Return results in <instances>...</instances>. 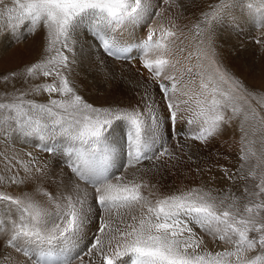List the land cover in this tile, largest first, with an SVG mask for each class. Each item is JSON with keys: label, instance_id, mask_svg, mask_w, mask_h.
I'll return each mask as SVG.
<instances>
[{"label": "snow or ice", "instance_id": "snow-or-ice-1", "mask_svg": "<svg viewBox=\"0 0 264 264\" xmlns=\"http://www.w3.org/2000/svg\"><path fill=\"white\" fill-rule=\"evenodd\" d=\"M187 9L188 0H0L5 38L43 33L25 82L51 78L0 100V138L24 137L55 161L4 154L0 186L22 190L0 191V233L21 264H264V159L253 147H241L240 168L256 163L238 178L258 180L242 206L204 184L162 192L144 179L195 163L193 145L233 121L245 136L250 120L264 129V88L250 89L215 46L222 25L264 27V0H212L191 19ZM85 48L98 66L138 61L135 104L96 106L79 94L72 73Z\"/></svg>", "mask_w": 264, "mask_h": 264}, {"label": "rangeland", "instance_id": "rangeland-1", "mask_svg": "<svg viewBox=\"0 0 264 264\" xmlns=\"http://www.w3.org/2000/svg\"><path fill=\"white\" fill-rule=\"evenodd\" d=\"M189 7L193 9L192 6ZM199 9L200 8L197 7V11H193L191 14H186V16H188L190 19L199 16ZM231 29H230L231 38L235 41L238 40L237 42L245 46L246 43L244 41L243 35L241 34V31L243 29L241 25L240 27L235 26L232 27ZM220 30H221L220 28H217L216 33L219 34ZM27 31L30 30L26 28V32ZM141 35H143V33H141ZM4 38H5L4 34L0 33V40ZM36 38H38V41L36 43L37 51L33 56L31 55L30 51L25 50V46L28 45L26 41L21 42L18 45L19 51L25 56L23 66L16 69L10 68L7 70H2V69L0 70V100H3L6 96L17 94L18 91L20 92L22 91V90H17L19 87L17 88L16 86H19L20 83L25 82V77H24L25 67L41 57V50L44 44L43 33L37 31ZM253 40L248 39L247 45L249 46L250 51H252V48H254L256 51L259 50L260 55H255V56L257 58L262 59V62H258L256 64L255 66L256 69L254 68V71L251 70L249 67H245L241 65L240 63L238 64L237 61L233 63L231 62L234 61L235 58L239 59L238 56H240L241 54L243 55L246 52L245 50L237 51L238 56L235 53L234 55L235 57L228 56L222 58L219 54L218 56L219 59L223 62L224 66L227 67L236 76H238L241 80H243L244 83L250 89L259 90L264 88V75H263L264 56L262 54L260 43H257L256 41ZM83 51L86 54V59L84 61L86 63L88 60L87 54L89 53V49L85 48ZM89 56L91 59L97 57L92 55ZM228 58L231 61L227 60ZM91 63L92 62H87L83 67H87ZM115 63L128 64L129 62H115ZM137 63L138 61L136 62V64ZM131 65L134 64L131 63ZM137 65L140 66L139 63ZM257 65L260 66L258 67ZM92 72H93V77H89V74L85 69L73 70L72 73V79H74L75 81L79 94L82 95L89 103H92L96 106H108L113 104L129 105L136 103V101L129 100V96L131 95V88L129 86L114 88L113 93H110L108 91V88L102 83L103 70H98L95 66L92 68ZM116 74L118 77L123 76V70L121 68H118ZM39 78L42 79L41 82H39V84L51 82L50 77L49 78L39 77ZM9 87L10 90L6 93ZM11 87L14 88L12 89ZM43 94H45V96L36 97L34 96L33 93H30L29 95H31V97L34 98H29V99H35L38 100V102L46 103L49 97L46 93ZM26 98L28 99V97ZM53 98H58V97L56 96V94H53ZM252 104L253 106H256L255 101H252ZM257 110L260 111L261 114H264V109L258 108ZM244 127H245V131L248 133L247 136H245L244 132H242L240 129V121L239 120L233 121L231 126L226 127L223 133L215 137L213 140H211L207 146L199 144L201 147L206 148L204 152L206 154V157L208 158L207 160L206 158L201 160L198 159L199 163L195 161V163H197L198 165L202 163L200 166L201 171L197 173L196 171L197 164L195 165V163L192 162L189 163L190 161L185 160L183 164L181 165L179 164L180 167L183 165L182 167H184V169L180 178L176 180L178 181L177 182L178 184L176 182L173 183L174 186L169 187L167 189L168 192L175 191L176 189L184 186H196V185L204 184L206 187L214 190L213 193L214 195L221 194V192H223V193H228L229 195H234L236 197H241L239 204L242 206L243 203L245 202L243 198L245 195L244 194L245 187H247L250 191L255 190L254 186L258 182V180H253L251 177H249L247 180L238 178L241 175L247 176L248 173L252 171L253 166L256 163V159L252 158L249 162L245 163L243 169L240 168V165L244 163L240 159L241 147L243 146L245 150H247L249 146L253 147V149L257 153V156H260L262 159H264V129H262L260 125L257 124L255 121H251V120L248 121ZM242 137H244L243 143H242ZM250 141H254V143L250 145L249 144ZM45 157H46L45 158L46 161L50 160L49 156L45 155ZM48 162L50 164L51 162H53V160H51V162L50 161ZM209 168L211 169L210 171ZM225 168H227L230 173L235 174L237 178L234 180H228L224 175L223 169ZM256 171L259 174L260 169H256ZM171 183H172L171 181H168V185H170ZM0 188H3V186H0ZM1 234L3 235L2 237ZM3 239L5 240V236L3 233H0V240ZM223 247L225 246L220 244L219 242H215V243L209 242V248L212 250L219 251L222 250ZM5 257H7V259ZM23 259L24 258L20 254L16 253L14 249L7 247L6 244L2 243L0 245V264H9V262H12L13 264H21Z\"/></svg>", "mask_w": 264, "mask_h": 264}, {"label": "bare ground", "instance_id": "bare-ground-1", "mask_svg": "<svg viewBox=\"0 0 264 264\" xmlns=\"http://www.w3.org/2000/svg\"><path fill=\"white\" fill-rule=\"evenodd\" d=\"M212 2V0H195V3H192V0H188V9L185 13L186 14H191L193 11H197L198 8H203L206 7L208 3ZM189 6H192L193 9H191ZM240 27L237 26L236 24L228 23L225 25H222L218 28H220V33H216V38H215V46L216 50L218 51V54L223 58V57H228V56H234L235 53L237 54V51L240 50H245L246 52L241 56H238L239 59L235 58L234 61H231L229 58L227 60L231 61L232 63L237 61L238 64L240 63L241 65L245 67H249L251 70L254 71V68L258 62H262L261 58H257L255 55H260L259 50H255L252 48V51H250L248 44V39H254L253 41L261 40L264 41V27H258L256 26L253 22L249 21L247 23H241V27L243 28L241 31V34L243 35L244 41L246 43V47L239 42L233 40L231 38V32L230 29L232 27ZM237 30V29H236ZM235 30V31H236ZM239 30V29H238ZM232 31V29H231ZM234 31V30H233ZM219 32V31H218ZM238 33V32H236ZM240 34V36H241ZM239 35V34H238ZM237 35V36H238ZM25 37H27L25 39ZM237 38V37H236ZM243 40V39H242ZM26 41L28 45L25 46V50L30 51L31 55L33 56L35 52L37 51V41L38 38H36V33L33 34L30 31L26 32V28L23 29L22 31H18L9 38H4L0 40V70H7V69H16L24 65V60L25 56L19 51L18 45L21 42ZM244 43V42H242ZM261 49H262V54L264 56V43H260ZM234 53V54H233ZM236 56V57H237ZM235 57V56H234ZM86 58L83 60H79L78 63L74 66L73 70H78V69H85L87 73L89 74V77H93V72L92 68L96 66L98 70H103V79L102 83L108 88V91L110 93H113L114 88H121V87H126L129 86L131 88V95L129 96L130 101H137V95H136V85L137 81L142 79L137 73V69L140 67L136 64V62L132 63L134 65H131V63L124 64V63H115L114 61H107L105 65L103 66H98L97 61L99 60V57H95L94 59H91L90 56L88 55L87 57V62H92L90 65L87 67H83L86 63L84 62ZM257 60V61H255ZM258 67L260 65H257ZM82 67V68H79ZM257 67V68H258ZM121 68L123 70V76L118 77L117 76V69ZM262 68V67H261ZM256 69V68H255ZM260 72V71H258ZM262 75V74H261ZM264 75V73H263ZM19 78V77H18ZM41 78H38L36 80L31 81V84L28 82L20 83L19 86H16L18 89L17 90H22V91H28L33 84H39L41 82ZM43 84V83H41ZM12 88V87H11ZM14 88V87H13ZM12 88V89H13ZM10 90L9 89L6 91V93ZM20 91H18L19 93ZM17 93V94H18ZM34 96L36 97H42L45 96V94L40 93V94H35L33 93ZM32 95V94H31ZM31 95H28L29 98H34L31 97ZM44 98V97H43ZM38 101V100H37ZM16 136L13 135L12 138H10L7 142L4 141V139L0 138V176H7V173L5 172V161H4V154H7L11 156L12 154H16L23 159H28L27 153L32 152L33 156H35L37 159L41 161H45V155L49 156L47 153L40 152L38 149H35L33 144L31 143L30 140L26 141V138L22 137L19 139L15 138ZM191 143V142H189ZM198 144V143H197ZM194 144L191 152L195 153L196 156L199 157V159H208L205 154V147H201L199 144ZM208 150V149H207ZM204 152V154H203ZM45 154V155H44ZM208 155V154H207ZM48 161L51 162L52 157L49 156ZM198 163L199 161L196 160ZM203 162V161H202ZM188 163V162H186ZM191 163V162H189ZM193 163V162H192ZM207 163V162H206ZM52 166H54L55 161L50 163ZM197 163H195L196 165ZM202 163H200L199 166H201ZM204 164V163H203ZM181 165V164H180ZM180 165H177L176 167H170L167 170H162L160 175L152 178L151 176H145L144 179L149 180L150 183H156L159 181V187L162 192H168V188L174 186L173 183H177L184 167H180ZM190 165V164H188ZM193 165V164H192ZM22 172V170H21ZM168 181H171L172 183L168 185ZM178 184V183H177ZM1 191H8L10 194L13 195H19L22 189H18L15 186L12 185H4L3 188H0ZM3 235L1 234V237ZM3 240H0V245L2 244ZM9 264H13L12 262H9Z\"/></svg>", "mask_w": 264, "mask_h": 264}]
</instances>
